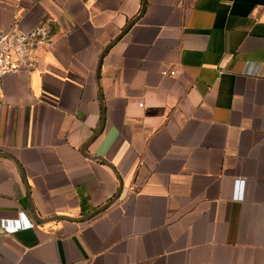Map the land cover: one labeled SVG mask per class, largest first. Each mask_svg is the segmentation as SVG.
<instances>
[{
	"label": "crops",
	"instance_id": "obj_1",
	"mask_svg": "<svg viewBox=\"0 0 264 264\" xmlns=\"http://www.w3.org/2000/svg\"><path fill=\"white\" fill-rule=\"evenodd\" d=\"M142 4L0 0V264H264V0Z\"/></svg>",
	"mask_w": 264,
	"mask_h": 264
},
{
	"label": "built area",
	"instance_id": "obj_2",
	"mask_svg": "<svg viewBox=\"0 0 264 264\" xmlns=\"http://www.w3.org/2000/svg\"><path fill=\"white\" fill-rule=\"evenodd\" d=\"M48 40L49 31L44 25H37L28 32L22 31L16 24L0 30V89L5 74L35 69L36 50ZM162 74L174 76L176 70H166ZM236 183L238 185V179Z\"/></svg>",
	"mask_w": 264,
	"mask_h": 264
},
{
	"label": "water",
	"instance_id": "obj_3",
	"mask_svg": "<svg viewBox=\"0 0 264 264\" xmlns=\"http://www.w3.org/2000/svg\"><path fill=\"white\" fill-rule=\"evenodd\" d=\"M144 3H145V0H143V4H142V7H141V11L143 10L144 8ZM135 20V19H134ZM130 21L127 25V27L125 29H127L131 24L132 22L134 21ZM124 29V30H125ZM108 47L105 48V50L100 53V56H99V59L97 61V66H96V70H95V74H96V78L98 80V70H99V65H100V61H101V57L103 56V54L105 53V51L107 50ZM99 99H102V95L99 93ZM103 123V121H102ZM102 123H101V126H102ZM100 126V128H101ZM99 128V129H100ZM83 153H85V150H86V145L83 146V148L81 149ZM1 155H4V156H7L9 157V155H6L4 153H0ZM88 157L92 158V159H95V160H98L100 161L101 163H103L104 165L108 166L109 168L112 169V171L115 173V176L117 177L118 181H119V176L118 174L116 173V171L114 170V168L108 163L106 162L104 159H102L101 157H98V156H95V155H88ZM21 170V169H20ZM27 188V186H26ZM116 198V197H115ZM111 201H108L106 203H104L101 207H99L98 209H96L94 212L92 213H89L85 216H82V217H79V218H75L76 220H87L89 219L90 217H92L94 214H96L97 212L101 211L102 209H104L107 205H109ZM30 207H31V210H32V213H33V216L35 217L36 221L40 222V223H43V222H47V221H50V220H54V219H59V218H65V219H72V218H69V217H65V216H60V215H54V216H51V217H48V218H40L37 216L36 212H35V209L32 205V203L30 202Z\"/></svg>",
	"mask_w": 264,
	"mask_h": 264
}]
</instances>
